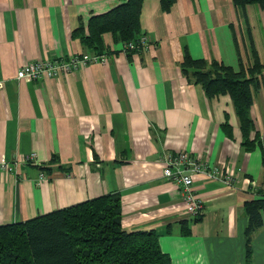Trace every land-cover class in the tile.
Wrapping results in <instances>:
<instances>
[{
	"label": "crops",
	"instance_id": "obj_1",
	"mask_svg": "<svg viewBox=\"0 0 264 264\" xmlns=\"http://www.w3.org/2000/svg\"><path fill=\"white\" fill-rule=\"evenodd\" d=\"M120 2L0 0V156L19 161L20 172L0 171V225L119 193L123 227L155 229L172 264H264V221L248 254L245 210L264 179V75L251 107V138L261 143L248 150L230 95L208 97L181 69L186 47L194 58L248 65L247 24L232 0H177L169 11L145 0L148 51L124 53L105 33L107 63L17 79L34 60L89 52L74 30L83 25L88 33L93 15ZM246 12L264 63V8L253 3ZM181 150L235 173L230 185L195 176L199 219L164 176L163 156ZM29 153L35 160L24 162Z\"/></svg>",
	"mask_w": 264,
	"mask_h": 264
},
{
	"label": "trees",
	"instance_id": "obj_2",
	"mask_svg": "<svg viewBox=\"0 0 264 264\" xmlns=\"http://www.w3.org/2000/svg\"><path fill=\"white\" fill-rule=\"evenodd\" d=\"M144 1L121 0L107 12L93 15L89 19L88 33L81 25L74 30V35L89 52L97 54L109 52L104 43L105 33H111L116 42L137 40L144 33L141 25ZM176 1L161 0V7L169 11ZM232 1L241 9L247 24L248 65L241 61L240 69L236 70L218 60L194 58L186 47L181 69L188 81L201 85L208 97L230 95L240 121L243 145L253 150L261 141L258 135L251 138L255 131L251 107L262 83L264 63L254 41L246 7L258 3L264 8V0ZM225 126L230 127V124L226 122ZM245 210L249 216L246 244L250 254L253 234L264 221V179L258 197L247 201ZM122 218L121 195L107 193L28 220L1 224L0 264H172L155 229L127 231Z\"/></svg>",
	"mask_w": 264,
	"mask_h": 264
},
{
	"label": "built area",
	"instance_id": "obj_3",
	"mask_svg": "<svg viewBox=\"0 0 264 264\" xmlns=\"http://www.w3.org/2000/svg\"><path fill=\"white\" fill-rule=\"evenodd\" d=\"M154 43L146 33L141 34L137 40L122 42V51L145 52L148 51ZM109 53H73L68 56H57L54 58L37 59L22 65L17 74V79H23L33 82L41 79L43 76L58 77L74 72L91 63H107ZM4 82L0 81V87ZM36 154L29 153L24 156V162H33ZM164 176L177 184L181 190V195L187 205V211L191 216H202L204 211V201L193 190L195 176L204 174L210 180L222 181L228 185L235 181V173L231 168H221L207 159L200 158L189 151L181 150L169 152L163 156ZM19 161L12 162L5 156H0V171L8 174L19 175ZM49 175L42 171L40 179L46 180Z\"/></svg>",
	"mask_w": 264,
	"mask_h": 264
}]
</instances>
